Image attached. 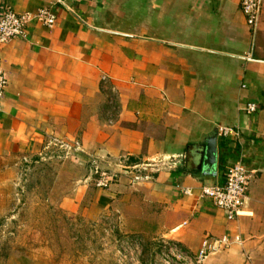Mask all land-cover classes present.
<instances>
[{
    "label": "crops",
    "instance_id": "obj_1",
    "mask_svg": "<svg viewBox=\"0 0 264 264\" xmlns=\"http://www.w3.org/2000/svg\"><path fill=\"white\" fill-rule=\"evenodd\" d=\"M240 2L0 0V11L55 16L0 46V159L40 155L53 139L77 144L70 160L88 172L94 207H116L125 232L165 235L191 254L204 236H226L203 264H264V0L254 28ZM221 127L238 137L217 134L216 176L202 175L195 153ZM120 158L157 161L151 179L96 187L90 161L107 169ZM237 162L250 178L228 220L200 191L223 185Z\"/></svg>",
    "mask_w": 264,
    "mask_h": 264
},
{
    "label": "rangeland",
    "instance_id": "obj_2",
    "mask_svg": "<svg viewBox=\"0 0 264 264\" xmlns=\"http://www.w3.org/2000/svg\"><path fill=\"white\" fill-rule=\"evenodd\" d=\"M53 156L0 159V264H135V239L140 264H163L167 236L125 232L116 207H94L88 172Z\"/></svg>",
    "mask_w": 264,
    "mask_h": 264
},
{
    "label": "built area",
    "instance_id": "obj_3",
    "mask_svg": "<svg viewBox=\"0 0 264 264\" xmlns=\"http://www.w3.org/2000/svg\"><path fill=\"white\" fill-rule=\"evenodd\" d=\"M262 0H241L240 9L245 17L246 24L250 28H254L261 10ZM37 21L46 27H52L55 23V16L47 9H40L35 15L24 14L19 15L5 8L0 11V46L11 42L15 39H23L26 37V30L29 23ZM7 86V80L1 70L0 61V97L3 95ZM255 104H247L245 111L250 114L256 111ZM222 138H236L238 133L230 128L221 127L217 132ZM79 152L76 144H70L60 139L51 140L42 151L41 155L53 154L56 159H71ZM74 154V155H73ZM73 155V156H72ZM51 158V156H50ZM157 161H151L145 164L129 165L125 163V158H120L115 164H109L107 169H102L95 160L90 161L89 178L98 188H106L117 176H131L133 184H140L151 179L147 170L152 168ZM137 170L143 172L141 175H133L132 171ZM137 172V173H139ZM144 172H147L144 174ZM249 172L240 163L232 164L227 171L226 179L223 185L203 186L200 191L202 199L210 200L211 203L221 209L226 214L228 220H232L240 213L244 204L245 192L249 183ZM184 195H190L189 189L183 190ZM239 242V238H235ZM128 244L134 246L136 256L133 258L135 264H140L136 258L139 254L138 240H131ZM231 244V240L223 236L221 238H213L204 236L200 242L198 251L191 254L180 245L173 241L165 242L164 248L167 247V254H163L165 260L163 264H203L209 256L220 253ZM170 253V254H169ZM121 256V255H120ZM125 256H121L119 263L123 262Z\"/></svg>",
    "mask_w": 264,
    "mask_h": 264
},
{
    "label": "water",
    "instance_id": "obj_4",
    "mask_svg": "<svg viewBox=\"0 0 264 264\" xmlns=\"http://www.w3.org/2000/svg\"><path fill=\"white\" fill-rule=\"evenodd\" d=\"M217 132L215 131L213 135L205 138L200 142L199 149L196 151V160H193L196 165V170L202 175L209 177L216 176V158H217Z\"/></svg>",
    "mask_w": 264,
    "mask_h": 264
}]
</instances>
